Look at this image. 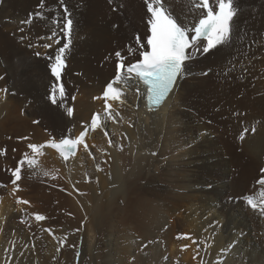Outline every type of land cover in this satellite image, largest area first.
<instances>
[{"label": "bare ground", "instance_id": "1", "mask_svg": "<svg viewBox=\"0 0 264 264\" xmlns=\"http://www.w3.org/2000/svg\"><path fill=\"white\" fill-rule=\"evenodd\" d=\"M57 1L59 0H44V7L41 8V0H0V76L4 77L0 79V152L11 147H21L23 134L28 129L32 130V133L37 132L33 123L34 116L40 117L41 121L44 120L43 122L58 129L70 127L73 123L79 125L73 131L75 132L73 135L69 132L62 138L76 139L84 128L87 129L85 142L89 147L86 150L82 144L78 145L77 153L66 154L67 160L62 158L59 150L49 147L48 143L35 153L36 156L27 148L18 149L19 157L9 173L7 172L9 160L5 161L3 155H0V264H33L36 260H41V264L46 262L48 264L53 261L51 245L53 239L45 233L46 231H42L43 229H40L34 220V214L38 213L52 219V213L47 206L49 198L46 199L43 193L46 189L45 184L52 182L54 175L58 173L67 179L76 178L85 166L83 154L92 152L94 146L100 142L108 120L115 122L117 125L115 131L124 136L123 141L127 151L126 155L116 154L113 158L110 180L109 176H101V188L105 194L98 197L95 191L91 200L81 202L84 209L75 198H63V201L71 207L70 212L72 211L77 218L83 219L87 213H90L91 217L87 225L92 226V229L94 225L98 227L106 224L110 218L113 219L115 208L121 213L127 210V215L124 216L117 212L119 220L114 219L117 224L115 228L109 230L108 238L111 243L108 242L109 245L97 250L98 254L103 253L105 259H109L110 254L120 253L121 248L118 244L125 234L123 235L120 227L118 228L119 223L127 227L138 225L144 229L145 233L140 234V238L143 237L144 240L136 242L138 248L142 244L152 247L151 250L156 248L153 251L155 257L158 250L163 248L161 245L166 246L174 264H258L259 259L264 257V242L261 240L264 238V195H262L264 185L258 183L259 180L264 179L262 174L264 172L258 169V165L264 163V1L233 0L236 13L230 22L231 34L228 41L217 45L207 53L202 51L207 45V39H200L196 42V47L188 49L190 58L183 66V74L178 76L170 95L156 110L147 106V87L134 73L127 83L114 84V87L119 89L123 86L125 95L121 96L120 100H111L110 105L115 110L109 117L104 115L99 117V127L96 130L91 129L90 117L94 111L103 108L100 95L116 76V62L118 63L119 59L115 53L117 51L121 53L125 65L142 59L140 52L150 49L147 46V38L151 35L148 24L150 14L147 13L144 3L143 12L134 26L135 30L129 33L131 35L124 37L122 30H117L115 21L110 18L108 11L103 15L99 14L97 23L76 7L78 26L74 31L77 29L79 35L76 36V42H72L75 46L71 48L72 52L69 50L70 62L61 77L65 91V96L61 98L59 85L51 74L50 65L55 63L56 50L66 43L68 35L62 31L64 14L60 18L62 20L56 22L54 17L60 11L57 13L53 11L55 15L51 11H45L57 4ZM212 3L215 5V0H212ZM67 5L69 10L72 9L68 3ZM164 6L173 18L189 29L192 35V26L198 22L203 12L193 8L190 0H165ZM35 13L43 15H33ZM26 19H31V23H22ZM53 31L57 33L55 38L42 41V45L51 43V50L38 51L34 47V41L30 43L34 35L49 37ZM81 36H85L84 41L80 39ZM137 36L140 38L139 44ZM57 40L59 43L56 42ZM37 52L41 55L37 56ZM111 55L116 58L113 63L109 60ZM207 68L208 75H201L200 73ZM89 84L95 85V89L92 90ZM54 85L57 100L55 104L49 99ZM4 89L8 91L4 92ZM205 94L212 98L217 110L211 126L215 135L210 138L211 147L209 146L213 153L214 166L217 167L213 168L212 173L194 168L183 173L179 170L184 171L187 168L180 167L192 165L195 162L193 156L200 151V145L192 144L191 141L200 134L198 122L201 118H197V115H200L198 112L204 111L203 102L208 97ZM74 95H76L74 101L71 100L70 105L66 104ZM126 98H130L133 105L124 104ZM194 98L198 100L194 101ZM219 106L223 113L219 111ZM65 107L74 109L72 119L65 117L63 112ZM181 107L194 111L191 114L182 111ZM23 110L25 115L22 114ZM118 111H122L123 114L121 121L118 120L120 117L117 115ZM184 118H188L189 123L185 124L182 121ZM121 123L124 124L122 129ZM173 123L180 124L174 128L180 134H184L185 139L181 140L185 142L184 147L179 143L176 134L171 133L169 138V134L166 133ZM250 127H254L256 131L249 132L250 134L243 140L233 132L234 129L238 131ZM162 136L164 141L161 140ZM62 138L53 140L59 142ZM53 140L49 139V141ZM170 141L173 146L170 145ZM30 143L39 145L34 139H31ZM223 143L236 151V163L233 168L242 169L241 175L234 170L237 172L236 175L234 173L233 176L231 174L223 176L218 171V166H221L218 158ZM163 146L168 152L177 150L181 146L183 152V156L179 152L174 161L171 160L170 165L175 170L169 174L166 182L161 181L160 178L164 179V176H157V171L161 169L163 161L168 159L163 156L164 159L156 160V156L154 157L157 151L164 150ZM23 156H28V161L35 160L36 163L29 165L28 161H24L21 164L19 160ZM232 158L235 160L234 157ZM18 166L22 172L18 182L22 187L20 193L18 192V198L21 195L32 200L26 206L17 203V197H14L12 192H8L5 185L7 179V181L12 180V171ZM260 167L264 168V164ZM151 170L155 173L150 174ZM44 171L49 175H43ZM192 171L196 173L194 174L197 175L196 177H193ZM174 173L178 176L172 175ZM143 179L146 180V185L142 184ZM108 185L115 187L109 189ZM209 185H212V191L206 189ZM198 188L202 191H197ZM109 193L114 196L116 204L117 201L125 203V208L113 206L112 203L106 207L103 200ZM238 196L239 199L254 196L257 207L251 208L247 203L244 205L240 201L231 200V197ZM93 202L94 206H92ZM64 204H60V208ZM28 207L30 212L26 209ZM111 212L114 214L112 215ZM249 227H253V232L244 231L241 236H237L240 230H247ZM86 233L88 235L89 232ZM128 237L126 236L125 239ZM78 238L75 250L64 251L60 264H63L64 260L66 264L70 262L76 264L74 257L81 248H78L80 243ZM131 238L129 239L132 240ZM89 247L86 249V240L83 241L82 260L83 255L91 251L92 248ZM106 250L108 252L104 253ZM144 255L141 256L142 259Z\"/></svg>", "mask_w": 264, "mask_h": 264}, {"label": "rangeland", "instance_id": "2", "mask_svg": "<svg viewBox=\"0 0 264 264\" xmlns=\"http://www.w3.org/2000/svg\"><path fill=\"white\" fill-rule=\"evenodd\" d=\"M69 1H70V3H69ZM104 1H105V5H104ZM249 1H251V0H249ZM253 1H255V0H252V2ZM262 1H264V0H262ZM72 2H75V3L72 4ZM56 3L57 4H55L53 7L49 8V9H47L45 11H47V12L51 11V13H53L54 15H55V13H57V12L60 11V13H58L57 15H55L56 17H54V20L57 22L59 20H62L60 18H62V16H63L62 14H64V7L61 6V4L59 5V1H57ZM65 3H66L67 8H68L67 3L71 6L72 9L74 8V10H72V9L69 10L68 9V11H69L70 15H72V17H73V19H72V17L70 16V18L72 19V21L74 20L73 21V24L75 23L73 25V31H72V34H71L73 37H70L71 38V46L69 45V48L67 49L68 51L66 50L65 57H64L65 58L66 67H67V65L70 62V60H69L70 52L73 51V49H71V48H74V46H75L74 44H72V42L74 41L73 43H75L76 40H77L76 39V36H77V34L79 35V32H78L77 29H76V31H74L75 30L74 28L78 26V23L76 24V22L78 20L77 19L78 17H77L76 11H75V8L76 7H77L78 10H80V12H82L83 14L85 13L86 17H89L90 20H92V21L96 20L95 22H97V23H98V19L97 18L100 16L99 14L103 15V13L105 11H108V14H109L110 18L113 21H115V26H116L117 30L118 29H121L122 30V35H124V37L125 36L127 37L128 35H131L129 33H132L135 30V27L134 26H136V24L138 22V17L140 18V14L143 12L142 6L144 5L145 2H144V0H137V1L136 0H113L111 3H109V0H65ZM98 6H100V7H98ZM145 6H146V4H145ZM0 7H1V5H0ZM55 7H56V9H55ZM106 9H109V10H106ZM94 10H95V12H94ZM53 11H55V13ZM146 11H147V9H146ZM30 16L32 17V15H30ZM56 18H58V20ZM124 31H125V33H124ZM128 31H130V32H128ZM51 35L52 34H50L49 36H51ZM34 36L32 37V39H30L31 40L30 43H32V41H34V47L36 49H38V51L39 50L41 51L43 49H47V50H51L52 49V48H45L42 45V41L45 40V39H41V37H46L47 35L46 36L45 35H42V36L36 35L35 36L36 39L34 38ZM84 37L85 36H83V37L81 36L80 39L82 38L81 40L84 41L83 40ZM67 42H68V40L66 41V43ZM69 50H70V52H69ZM66 56H67V58H66ZM115 59L116 58H114L113 55H111V57H109V60L112 63L115 62ZM118 63H119V61H118ZM118 63L116 62V65ZM66 67L63 68L62 73H61V77H62V74H63L64 69ZM204 72H202L200 74L203 75V76H207L208 73H209V69L207 68V70L206 71L204 70ZM78 73L80 74V72H78ZM112 74H113V72L110 74V76ZM61 77H60V80L57 81L59 86L62 84V78ZM114 79H115V77L112 78L111 81H113ZM89 87L92 90L95 89V85H93V84L92 85L89 84ZM79 88L80 87H78V89ZM120 91L122 92V96H124L125 95V89H123V86L120 89ZM205 95L208 96V94H205ZM75 98H76V95H74V97H72V99L68 100L69 102H67L66 104H69L70 105L71 100L74 101ZM100 98L103 100V108L101 110L98 109V110L94 111V113L92 114V116L94 114H99V117H101L103 115H104V117L105 116L109 117V112L112 113V112H114L115 109L111 107L109 110L106 111V109L104 108L105 107V100L103 98V92L101 93ZM194 99H195L194 101L198 100V98H194ZM205 100L206 99H204V102L206 104H204V102H203V105H204L203 106V110L204 111L203 110H201V111H203L205 115L206 114H208V115L205 116V115H203V112H198V114L200 113V115H197V118H199V119L201 118V121H199V122L197 121L198 124L200 123L199 130H198L200 132V134L199 135L197 134V136L191 141L192 144H196V145L199 144L200 145V146L198 145L200 147V151L196 155L193 156V159H194L195 162L192 165H186V166L180 167V168H187V170H184V171L179 170L180 172H183V173H187L188 171H191L190 169H193V168L194 169H200L201 171L204 170L206 172L212 173L213 172V168L216 169V167H217V166H214V159H212V156H213L212 154L213 153H212L211 148H209L210 143H211L210 138L215 135L214 134V129H212L211 126L213 125L212 123H214V118H215V115H216L217 110H216V107L214 106V104L212 103L213 101H212V98L210 99V96L207 97V100L208 101L207 100L205 101ZM108 103L111 104L112 103L111 100H109ZM123 103L126 104V105H133L130 98H126L123 101ZM207 108H209V109L207 110ZM68 109H69L68 107H65V109L63 110L65 117H69V116H67L68 115L67 114ZM183 110H185L186 112H189L191 114L194 111V110H192L190 108H185L184 109V107L182 108V111ZM73 111H74V109H73ZM219 111L221 113H223L221 107H220V110ZM229 113H232V112H229ZM22 114H24V115L26 114L24 110L22 111ZM117 115L120 116L119 119H118V120H120L123 117L122 111L121 112L118 111V114ZM232 115H233V113H232ZM73 116H74V113H73V115L70 118L72 119ZM231 117H233V116H231ZM35 118H37V116H34V120H33L34 121L33 123H34V126H35L37 132L36 133H32L31 132L32 130L28 129L23 134V142H22L23 145L21 147L20 146L18 148L17 147H11L12 150L11 149H7L6 151L3 152L4 153L3 154V157H4L5 161L6 160H9V164L7 165V172L8 173L10 172V169H11L12 165H14L15 161L19 157V154H18V151L17 150L18 149L23 150L25 148L31 150L28 147V145L32 143V142L30 143L31 139L36 140V143H38L39 145L47 146V143L49 142V139H51V140H53V139L54 140L55 139H60V138H62L64 136H67L68 135L67 133H69V132H71L70 134L73 135V133H75L73 131L76 130V128L79 127L78 124L73 123V125L70 126V127H66L64 129H58L56 127H51L47 123L43 122L44 120L41 121V118L40 117L37 118V119H35ZM91 118L92 117H90V120H91ZM107 120H108V118H107ZM182 121H184L185 124L189 123V119L188 118H186V119L184 118V119H182ZM177 125L180 126L179 123H176V124L173 123V124H171L170 127H169L171 129L170 130H167L166 133L169 134V138H170V134L171 133L172 134H176L177 138L180 140L179 143L182 145V147H184V143L185 142H182L181 141V140H184L185 139L184 136H183L184 134H182V133L180 134L179 131L178 132L176 131L177 129H175V128L177 127ZM87 126H89V125H87ZM115 126H117L115 122H110L108 120V122H107V124L105 126L106 127L105 128V131L103 132L104 135L99 140L100 142H98V144H96L94 146L92 152L83 154V156L85 158V164H84L85 166H84L83 170L85 172L83 170H80L79 173H82V174H79L78 173L77 176H76V178H74V179H72V178H68L67 179V178H65L64 176H62L61 174L58 173V174L54 175V178L51 180L52 182H48V183L45 184V186H46L45 188L46 189H45V191H43V193H44V196H45L46 199L49 198L47 200V202H48L47 206L49 208V211L52 213V219L46 218L43 221H37L34 218V220L36 221V223H38L39 228L40 229H43L42 231H44V232L46 231L45 233L48 236H50L51 239H53L51 245L53 246V252L52 253L54 255L52 254L53 261L51 260V262H49L50 264H60V261H62L61 259L63 258L64 251L65 252L66 251L70 252L71 251L70 249L75 250V247H76L75 246L76 239L78 237H79L78 239H79V242H80V243L78 242L79 243L78 244V248H80V247L81 248L78 249V252L76 253V255L74 257V262H76V264H80V263L81 264H105V263L106 264H109V263L110 264H174V263H172L173 261H172L171 255H170L169 248H167L166 246L161 245L163 248L160 247L162 249H159L158 250V254L160 252V255L159 256L157 254L158 257L157 256L154 257L155 254L153 253V251H155L156 248H154L153 250H151L150 248H152V247H150V248L147 247L148 246L147 244H142L141 247L138 248V245H136L137 244L136 242L143 241L144 240L143 237L140 238V236H141L140 234H144L145 233V230L144 229H141L140 227H138V225L137 226L135 225V226L127 227L126 225L119 224V223H118V228L120 227V229L122 230L121 231L122 234L123 235L125 234L124 235V238H121V240H120L121 243L118 244V246L121 248L122 253H121V251H120V253H112L109 256V259H105L103 253H100L101 254L100 255V254H98L99 253L98 251L101 250L104 245H109L108 244V242H110V239L108 238V236H109V230L112 227L115 228V224H117V222L114 219L119 220V217H118L119 214L118 213H120V215L124 216V215H127V210H125L126 213L125 212H122L123 213L122 214L121 212H118L117 211V208H115L113 210V212L115 214L113 212H111L112 215L114 214L113 215L114 218L113 219L110 218V220H108V222H106V224H103V225H100V226L98 225V227L96 225H94L93 229H95V230H93L92 229V226H90L91 227L90 228L87 225V222H88V220L91 217L90 216V213H87L84 216L83 219L77 218L76 215H74V213L72 211L70 212V208L71 207L69 205H67L65 203V201H63V198H65V197L75 198L76 201L80 202L79 203L80 207L82 209H84L85 207H84V205H82L81 202L91 200L92 194L95 193V191H96L95 195H97L98 197L101 196L102 194H105V193H103V190L101 188V178H102L101 176L102 175L105 176V177L106 176H109V180H110L111 179V175L110 174L112 173L111 172V163H113V158L116 156V154H119V155H123L124 154V155H126V151H127L126 145H125V143L123 141L124 140V138H123L124 136L122 137V135H120L118 132H116L117 130L115 131V129H116ZM120 126H121V129H122L124 127V124L121 123ZM86 128H88V127H86ZM250 128H247L248 129V132L245 133V136H244L245 139L250 134L249 132H252L251 131L252 128L251 129ZM234 130H233V132L237 133L238 137H240V134L242 133V131L244 129L243 130L239 129L238 131H237V129H234ZM82 131H85V128ZM81 132L79 133V135L81 134ZM101 132L102 131H100V134L102 135ZM105 133H107V135ZM85 134H86V132H85ZM96 139L98 140V137ZM186 139H187V137H186ZM161 140L164 141L163 136H162ZM109 141L111 143H109ZM171 141H170V145H172ZM148 142H150V141L148 140ZM163 147H164V150L162 149L161 151L160 150L157 151L154 154V157L156 156L155 157L156 160L158 158H163L164 159V157H167V159H168V161H163L164 163H163V165H161V169L157 171V176H160V175H161V177L164 176V179H163V177L160 178L161 181L162 182H166L167 181L166 178L169 176V174L172 173L173 170H175L170 165V164H172L171 163V160L174 161L173 159L177 156L176 154H179V152L183 156V152L181 150L182 149L181 146L177 150H173V151L170 150V152H168L165 149V146H163ZM41 149L42 148L38 149V151L41 150ZM15 150H16V152H17L18 155L15 154L16 153ZM42 152L44 153V151H42ZM31 153L34 156H36V154L33 153L32 151H31ZM88 155H90V156H88ZM229 155L231 156V158H230ZM171 156H172V158H170ZM236 156H237V153H236V151H234L233 148H231L230 146L228 147L224 143H223V145H221V152H220L219 158H218L220 160V165L221 166L220 167L218 166V168H217L221 175L225 176L226 174H231V176H233L234 173L236 175L237 172H234V170L235 171H238L239 172V175H241L242 169H240V168L236 169V167L233 168L234 167L233 166L234 163H236ZM232 157H234L235 160H233ZM28 158H29L28 156H23L19 161L20 162L21 161H23V162L24 161H28ZM223 164H225V165H223ZM263 164L264 163H261V165H258V167H259L258 169H260L261 171L264 170L263 167L262 168L260 167V166H263ZM207 168H209L210 170L207 169ZM163 170L165 171L164 174H163V172H164ZM160 172H162V173H160ZM167 172H168V174H166ZM227 172H229V173H227ZM262 172H264V171H262ZM151 173L154 174L155 172L153 170H151L150 171V174ZM175 174H177V173H174L172 175H175ZM194 174H196V173L193 172V174H192L193 177H196L197 175H194ZM262 174H264V173H262ZM20 175L22 176V172H20ZM78 176H80V177H78ZM175 176H178V175H175ZM186 176L188 177L187 174H186ZM13 178L14 177H12V179ZM181 178H183V176ZM7 180H6V184H5L6 187H7V190H8V192H12V194L14 195V197H17V200L18 199H22V200H27L30 203L32 202L31 199L24 198V196H21V195L18 198V192L20 193L21 188H22L21 185L18 184V182L20 180L17 181V185L16 186H14L11 183L12 180L11 181H7ZM10 184L13 185V188H16L17 190L14 191L13 188L11 189V185ZM142 184L143 185H146V180L143 179L142 180ZM108 186H109V189H112V188L115 187L114 185H108ZM206 189L208 191H212L213 190L212 189V185H209ZM23 190H25V189H23ZM198 190H201L202 191V189H199V188L197 189V191ZM51 192H54V193L52 194ZM34 193L37 194V192H34ZM50 193H51V195H50ZM56 194L57 195L59 194V195L57 196ZM249 197L253 198V201H255L254 196H248L247 198H249ZM231 198H232L231 199L232 201L233 200H236L238 202L240 201L244 205L247 203V205L249 207L253 208L251 205L248 204V199L246 197L243 198V199H239V196L237 198H234V197H231ZM103 201H104V204L106 205V207L107 206L109 207L111 205V203H112L113 206L116 205V207H119V208H125V206H126V204L123 203L122 201L121 202L120 201H117V204H116V202L114 201V196L112 195V193H109V195L106 198H104ZM33 202H35V201L33 200ZM62 203L63 204L65 203V204L63 205L62 208H60L59 205L62 204ZM88 203L90 204V202H88ZM22 205L26 206L27 204H22ZM92 206H94V202L92 203ZM26 209H27L28 212H30V208L29 207L26 208ZM63 210H65V211H63ZM38 214L43 215L42 213H38ZM132 227H135V228H132ZM136 227H138V228H136ZM130 229H131V231H130ZM132 229L133 230L135 229V231H133ZM47 230H50V231H47ZM252 230H253V227L252 228L249 227L247 230H243L242 229V230H240V233H238L237 236H241V234H243L244 231H246L247 233L248 232L250 233ZM126 231H127V234H126ZM86 232H89L88 235H87ZM126 236L127 237L129 236V237L127 239H125ZM85 237H87V238H85ZM93 237H94V239H93ZM130 237H132L131 238L132 240L129 239ZM263 239L264 238H262L261 240L264 242ZM85 240H86V249H88L89 246L92 249L89 247V249H91V251H89L88 253H86L85 255H83L84 256V259L82 260L81 259L82 258V244H83V241H85ZM93 240H94V242H93ZM126 240H127V242H126ZM98 241H99V243H98ZM127 245L128 246L130 245L132 247H129L128 248ZM94 246H95V248H94ZM126 249H128V250H126ZM160 250H162V252ZM163 250H164V252H163ZM107 252H108V250H106L104 253H107ZM161 253H162V255H161ZM88 254H89V256H88ZM91 254H92V256H91ZM35 255H36V253H35ZM126 255H128V256H126ZM142 255H144V259H142V257H141ZM94 256H97V257H94ZM111 257H112V259H111ZM148 257H151V258L148 259ZM152 257H154V258H152ZM116 260H118V261H116ZM70 261H72V260H70ZM40 262H42V261L41 260H39V261L36 260V261L33 262V264H41ZM66 263H67L66 260H64L63 264H66ZM46 264H47V262H46ZM69 264H71V262ZM258 264H264V257H262V258L259 259Z\"/></svg>", "mask_w": 264, "mask_h": 264}, {"label": "snow or ice", "instance_id": "3", "mask_svg": "<svg viewBox=\"0 0 264 264\" xmlns=\"http://www.w3.org/2000/svg\"><path fill=\"white\" fill-rule=\"evenodd\" d=\"M112 0H109L111 3ZM146 4L147 13L150 14L148 24L150 25L151 35L147 38V46L150 47L151 51H142L140 55L143 57L142 60L135 64L125 65L121 53L117 51L115 56L119 59L117 64V72L115 79L106 85V89L103 92V98L105 100L106 111L111 108L108 103L109 100H120L122 92L119 88L114 87V84L121 82L127 83L131 79V74L135 72L145 83L150 85L148 89V98L155 104L160 103L161 98L170 90L178 76L183 74V66L185 62L190 58L188 49L196 47V42L200 40L202 36L207 37V45L202 48L204 53H207L210 49L217 45L226 43L231 34V21L236 13V9L233 6V0H215L213 5L212 0H190V4L193 8L201 10L203 15L198 19V22L192 26V35H189V29L185 28L177 19L173 18L172 15L165 9V0H144ZM61 6L64 7V23L62 25V31L68 35V42L62 47L56 50L54 57L55 63L50 65L51 74L60 80L61 73L65 63V53L71 44V33L73 31V21L70 18V13L65 4V0H59ZM40 7H44V0H41ZM33 15L42 16V13H35ZM22 23L30 24L31 19H26ZM23 31V29H21ZM57 36L55 31L49 37H41V39L52 40ZM137 43H140L139 36L136 37ZM59 43V40L56 41ZM31 46V45H30ZM45 48L52 47L51 43L43 45ZM37 56L41 53L37 52ZM0 76V79H3ZM7 92V89L3 90ZM138 91V89H137ZM59 95L61 98L65 96L63 85L59 86ZM49 99L53 104L57 103L56 100V86L54 85L49 96ZM122 102V101H121ZM69 117L73 115V109L69 108L67 111ZM111 113L109 112V115ZM99 127V114H94L91 118V129L96 130ZM85 131H82L80 136L76 139L62 138L59 143L54 140L48 142V146L59 150L63 159L67 160L66 155L69 152L74 153L77 145H83L87 150L88 145L85 142ZM251 131L254 133L256 129L253 127ZM248 129L245 128L240 134V139L243 140L245 133ZM107 135V133H105ZM109 143H111L109 141ZM28 147L33 153H36L38 149L42 148L43 145L29 144ZM0 152V155H3ZM27 155V154H25ZM23 164V161L20 162ZM29 165H34L35 160H29ZM99 170V169H98ZM20 167H17L12 171L14 179L11 183L16 186L17 181L21 179ZM264 171V170H262ZM43 175L47 176V171L43 172ZM259 184L264 185V179L258 181ZM18 187V186H17ZM17 189L14 188V191ZM264 195V192H262ZM17 203L29 204L27 200L18 199ZM248 204L253 208L257 205L254 203L253 198H248ZM37 221H43L46 219L41 214H34ZM50 231V230H47ZM187 247V246H185Z\"/></svg>", "mask_w": 264, "mask_h": 264}]
</instances>
